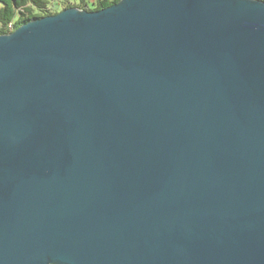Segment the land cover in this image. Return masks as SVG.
Wrapping results in <instances>:
<instances>
[{
	"label": "water",
	"instance_id": "water-1",
	"mask_svg": "<svg viewBox=\"0 0 264 264\" xmlns=\"http://www.w3.org/2000/svg\"><path fill=\"white\" fill-rule=\"evenodd\" d=\"M0 264H264V1L0 35Z\"/></svg>",
	"mask_w": 264,
	"mask_h": 264
},
{
	"label": "trees",
	"instance_id": "trees-1",
	"mask_svg": "<svg viewBox=\"0 0 264 264\" xmlns=\"http://www.w3.org/2000/svg\"><path fill=\"white\" fill-rule=\"evenodd\" d=\"M121 0H0V35H9L32 20L57 15L63 10L78 8L98 11ZM264 1V0H262Z\"/></svg>",
	"mask_w": 264,
	"mask_h": 264
},
{
	"label": "rangeland",
	"instance_id": "rangeland-1",
	"mask_svg": "<svg viewBox=\"0 0 264 264\" xmlns=\"http://www.w3.org/2000/svg\"><path fill=\"white\" fill-rule=\"evenodd\" d=\"M88 2H89V4L91 5L92 4V2H93V0H87Z\"/></svg>",
	"mask_w": 264,
	"mask_h": 264
}]
</instances>
